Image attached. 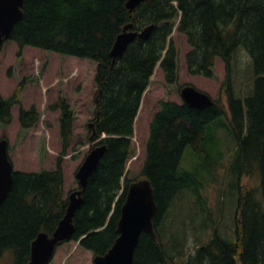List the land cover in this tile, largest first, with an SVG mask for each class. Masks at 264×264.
Here are the masks:
<instances>
[{"label": "trees", "instance_id": "16d2710c", "mask_svg": "<svg viewBox=\"0 0 264 264\" xmlns=\"http://www.w3.org/2000/svg\"><path fill=\"white\" fill-rule=\"evenodd\" d=\"M126 1L24 0L22 18L8 37L19 56L31 46L95 64V133L90 140L105 134L98 144H105L106 150L86 186H79L83 201L73 217L72 240L85 236L80 245L98 255L119 234L130 180L126 164L135 153L131 141L135 117L157 64L165 82L178 79V49L172 39L176 29L190 46L185 54L188 73L211 77L215 60L224 62L220 94H226L228 112L218 99L202 109L159 102L149 123L142 168L132 178L151 181L158 207L153 218L157 239L145 232L140 235L133 264H264V0H146L130 12ZM130 23L133 30L150 24L153 29L112 61L113 43ZM240 46L250 55L255 75L243 99L233 93L230 83L232 56ZM22 88L20 83L12 95L2 98L0 127L9 123L14 106L19 107L21 129L38 122L36 106L21 105ZM49 109L60 110L62 147L55 169L13 171L11 189L0 205V259L12 251V264H27L33 239L39 232L51 234L68 205L62 156L74 148L75 113L64 95ZM222 123L236 141L223 190L235 205L232 239L219 234L221 223L212 219L201 194L200 178L212 173L221 160L212 161L203 142H212L214 128ZM187 155L194 164H185ZM255 174L260 177L259 187L242 184L244 176ZM189 232L194 235L193 247Z\"/></svg>", "mask_w": 264, "mask_h": 264}, {"label": "rangeland", "instance_id": "374dc122", "mask_svg": "<svg viewBox=\"0 0 264 264\" xmlns=\"http://www.w3.org/2000/svg\"><path fill=\"white\" fill-rule=\"evenodd\" d=\"M172 39L178 49V79L175 83L165 82L162 71L155 67L149 86L147 87L139 107L134 134L131 138L135 153L128 160L126 176L132 179L143 165L145 143L148 127L153 114L158 110L160 101L183 103L180 90L184 85H192L207 93L212 99H218L227 111L226 94H220V86L226 77L224 62L217 58L213 65L214 75H191L185 65V54L190 46L184 35L176 29ZM95 64L84 58L58 54L36 47L25 46L21 56L17 54L15 42L6 40L0 50V96L7 98L22 83L20 92L21 105L28 109L35 105L40 112L39 121L29 129H21L18 119V106L11 110V119L0 127V138L9 143V157L14 170L38 172L41 169H54L60 157L62 142L59 139V109H49L59 96L67 97L75 113L73 122V149L62 156V168L65 180V191L68 193L78 186L75 172L95 142L89 140L88 123L94 116L93 97L95 85L93 81ZM230 78L232 91L242 99L252 89L255 78L252 59L247 50L240 46L232 56ZM228 112V111H227ZM229 115V114H228ZM222 121V119H221ZM212 142H203L210 148L211 160L219 161L212 173H203L200 178L201 194L208 202L212 219L219 220V234L227 239L234 237L232 198L223 193L229 180L228 164L234 156L236 145L233 135L228 133L227 125L220 124L213 130ZM187 155L185 164L195 163ZM229 160V161H228ZM242 184L260 186V177L244 176ZM235 201V196H234ZM178 214H175V218ZM234 216V215H233ZM175 225H178L175 220ZM189 243L194 235L189 232ZM187 243V245L189 244ZM186 245V248H187ZM194 246V242L189 247ZM189 250V248H187ZM11 252L4 253L0 264H12ZM48 264H93V254L81 247L77 241L70 240L58 246L52 260Z\"/></svg>", "mask_w": 264, "mask_h": 264}, {"label": "water", "instance_id": "95a60500", "mask_svg": "<svg viewBox=\"0 0 264 264\" xmlns=\"http://www.w3.org/2000/svg\"><path fill=\"white\" fill-rule=\"evenodd\" d=\"M143 1L146 0H127L125 4L131 11ZM23 6L24 0H0V48L3 41L9 37L14 24L22 18ZM131 27V23L124 26L123 31L116 37L110 51L112 61L124 53L132 40L146 38L151 33L153 24L140 31L128 30ZM180 94L184 102L194 108L202 109L213 104L208 94L191 85H185ZM89 126L92 127L93 124L90 123ZM105 150V144L93 147L78 167L76 177L82 189L86 186L89 176L96 169ZM12 180V164L8 158L7 140L3 138L0 139V205L11 189ZM82 201L80 190L69 195L66 213L52 234L41 232L32 241L27 264H47L56 244L72 236L74 233L73 216ZM157 209L150 179L141 177L129 181L118 220L119 235L103 255L94 257L93 264H133L134 252L140 235L145 232L153 239H157L153 226V218L157 214Z\"/></svg>", "mask_w": 264, "mask_h": 264}, {"label": "bare ground", "instance_id": "6f19581e", "mask_svg": "<svg viewBox=\"0 0 264 264\" xmlns=\"http://www.w3.org/2000/svg\"><path fill=\"white\" fill-rule=\"evenodd\" d=\"M125 5H126V4H125ZM129 12H130V10H129ZM131 23H132V22H131ZM128 30H133V29L130 28V29H128ZM134 31H139V30H135V29H134ZM119 34H120V33H119ZM119 34H118V35H119ZM118 35H117V36H118ZM135 39H136V38H135ZM135 39H134V40H135ZM132 41H133V40H132ZM132 41H131V42H132ZM131 42H130V43H131ZM128 45H129V44H128ZM123 54H124V53H123ZM147 178H148V177H147Z\"/></svg>", "mask_w": 264, "mask_h": 264}]
</instances>
